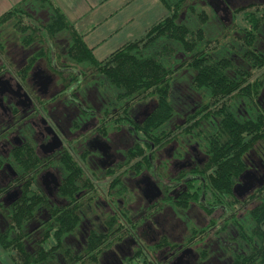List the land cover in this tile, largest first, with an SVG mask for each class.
<instances>
[{
	"label": "flooded vegetation",
	"instance_id": "flooded-vegetation-1",
	"mask_svg": "<svg viewBox=\"0 0 264 264\" xmlns=\"http://www.w3.org/2000/svg\"><path fill=\"white\" fill-rule=\"evenodd\" d=\"M209 5L216 14L224 5L221 11L232 9L233 16L264 7V0H210ZM259 16L264 23V12ZM16 35L11 41L0 36V202L11 211L24 197L39 198L35 204L27 201L33 217L24 224L26 232L40 235L54 213L77 216L69 235L84 233L82 248L66 246L69 235L63 243L76 255L90 239L100 238L97 260L87 264H237V254L251 253L236 204H220L207 187L201 139L179 128L189 124L199 104L171 127L179 130L176 139L139 155V127L153 103H137L125 114L113 98L87 92L106 87L67 67L61 60L66 50H29L40 44L25 45ZM204 123L201 116L202 128ZM255 180L247 169L235 186L243 190L233 189L245 207L244 186L250 190ZM190 210L197 213L195 224ZM0 218L1 227L7 226L1 213Z\"/></svg>",
	"mask_w": 264,
	"mask_h": 264
},
{
	"label": "trees",
	"instance_id": "trees-1",
	"mask_svg": "<svg viewBox=\"0 0 264 264\" xmlns=\"http://www.w3.org/2000/svg\"><path fill=\"white\" fill-rule=\"evenodd\" d=\"M166 13L148 25L143 32L123 42L105 57H96L95 47L88 46L85 37L93 32V26L84 19L71 20L54 0H20L0 14V29L12 22L20 42L51 44L66 32L69 42L61 60L74 68L77 76L101 79L104 86L113 90L115 107L125 114L137 103L150 102L154 107L141 123L139 155L149 152L151 145L160 146L177 138V128L171 130L170 123L176 115L171 96V83L176 72L185 69L193 72L191 84L200 92L199 107L189 114L192 123L183 125L184 131L194 139H201L206 162V184L210 193L220 204H241L233 195V189L248 169L247 155L257 145L264 146V101L262 91L264 78L254 77L255 70L264 67V53L255 49L262 17H252L244 12L249 30H244L248 46L243 53L250 68L242 70L225 56L217 55L225 36H207L204 25L207 14L195 12L193 25L180 22V10L188 0H158ZM45 12V19L39 17ZM47 54V53H44ZM48 53V56H51ZM77 78V77H76ZM100 86V85H99ZM244 107L237 111L235 101ZM201 116L206 126H200ZM215 119L214 121L212 120ZM188 121V120H187ZM204 123V124H205ZM209 124V125H208ZM264 150V148H263ZM148 160L147 157L144 158ZM3 190L0 189V197ZM37 197H24L19 206L11 211L2 208L0 213L8 222L0 231V248L12 264H50L57 253H62L66 264H87L97 260L101 246L100 238H92L81 254H72L64 247V238L71 233L78 217L70 213L51 214L41 226V234L32 239L33 232H26L24 224L33 217L27 201L37 203ZM257 204L249 210L252 222L245 240L251 253L245 257L237 254V264L255 263L264 260V185L255 189L251 196ZM107 241V238L105 239ZM29 248V249H28Z\"/></svg>",
	"mask_w": 264,
	"mask_h": 264
},
{
	"label": "rangeland",
	"instance_id": "rangeland-1",
	"mask_svg": "<svg viewBox=\"0 0 264 264\" xmlns=\"http://www.w3.org/2000/svg\"><path fill=\"white\" fill-rule=\"evenodd\" d=\"M18 1L20 0H6L4 3H0V14L3 10L7 9L8 6H13V4ZM209 1L210 0L186 1L180 10L179 21L188 25H193L195 23L196 16L191 13L189 7H193L195 12L204 11L208 16L207 22L204 25V30L207 36L213 38L225 36L220 40L221 48L223 49H221L217 55L227 57L236 67L242 70L249 69L250 64L248 58L243 56L246 48L249 47L248 38H245L246 33L244 32L245 29L249 30V25L247 20L244 19L243 13L239 11L232 16V9L223 13L221 9L224 5H220L218 8L219 12L216 14L210 7ZM54 2L60 5L70 19L79 20L78 17L84 15V19L89 21L90 26L94 27L93 32L86 36L85 40L88 46L95 47L94 53L98 58L105 57L123 42L139 36L148 25L166 13V10L158 0H54ZM244 12L252 14V17H258L260 13L264 12V7L259 5L258 7L248 8ZM38 14L41 19H45L44 11ZM12 25V22L5 24L0 29V36H7L9 41L15 36L17 38ZM258 34L255 48L264 53V23H262ZM1 38L3 39L2 36ZM68 42L69 35L68 33L63 32L57 40L51 44V47L54 49L65 50ZM39 44L40 45L30 47L29 50H36L41 47L45 52L48 51L47 43ZM253 72L254 77L264 78V67ZM93 75L91 76L89 74L88 80L91 82L93 81V85L100 83L101 79L99 80L96 77H93ZM192 76V71L182 69L176 72L172 80L170 101L175 109L176 115L170 123V128L180 123L183 118L196 109L198 104L202 101L200 92L195 90L191 84ZM105 87V89L99 90L98 86L95 85V88H88L87 92L91 93L93 96L95 95L94 93H96V95H104L110 100L113 97V90L109 86ZM262 94H264V89ZM240 101H237V110L239 111L244 107L243 104L240 105V103H242V101ZM141 106L144 107L145 103H142ZM187 145L189 146L190 144L188 143ZM263 148L264 146L257 145L255 150L247 155L246 160L248 162V172H251V174L257 178L258 182L255 180L253 187L242 197L246 198L245 202L247 206L245 207L239 204L236 207L237 213L239 214H237L238 220L247 230L252 226L249 210L253 205L257 204L256 202H252L251 199H248L247 195L264 185ZM196 214L197 213L192 210L189 211V215L191 216L189 221H192L193 224L196 223ZM82 235H84V233L81 231L72 233L64 240L65 245L73 250L81 249L83 245L81 239ZM39 236L38 233H35L32 235V239H36ZM50 264H66V261L62 259L61 253H57L54 263ZM97 264H101V261Z\"/></svg>",
	"mask_w": 264,
	"mask_h": 264
},
{
	"label": "crops",
	"instance_id": "crops-1",
	"mask_svg": "<svg viewBox=\"0 0 264 264\" xmlns=\"http://www.w3.org/2000/svg\"><path fill=\"white\" fill-rule=\"evenodd\" d=\"M6 0H0V3L2 4V3H4ZM14 5V4H13ZM11 7V6H10ZM9 6H8V8H10ZM7 8V9H8ZM6 10V9H5ZM4 11V10H3ZM84 16V15H83ZM83 16H81V17H83ZM81 17H78V19L79 18H81ZM72 20V19H71ZM3 220L0 218V227L3 225V222H2ZM6 227V226H5ZM4 226L3 227H1V229L3 230L4 228H5ZM0 264H12V262L9 260V258H8V256L3 252V250L0 248Z\"/></svg>",
	"mask_w": 264,
	"mask_h": 264
},
{
	"label": "water",
	"instance_id": "water-1",
	"mask_svg": "<svg viewBox=\"0 0 264 264\" xmlns=\"http://www.w3.org/2000/svg\"><path fill=\"white\" fill-rule=\"evenodd\" d=\"M243 176H244V175H243ZM243 176H242V177H243ZM237 189H239V190H240V189H242V187H240V186H239V187H238V186H237V187H235V188H234V192H235V193H236V190H237ZM248 189H249V187H246V188H245V190H244L243 192H246V191H248ZM242 190H243V189H242ZM242 190H241V191H242Z\"/></svg>",
	"mask_w": 264,
	"mask_h": 264
}]
</instances>
